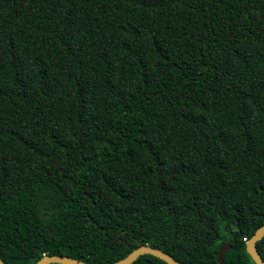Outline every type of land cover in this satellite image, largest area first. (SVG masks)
I'll list each match as a JSON object with an SVG mask.
<instances>
[{
	"label": "trees",
	"instance_id": "16d2710c",
	"mask_svg": "<svg viewBox=\"0 0 264 264\" xmlns=\"http://www.w3.org/2000/svg\"><path fill=\"white\" fill-rule=\"evenodd\" d=\"M263 223L264 0H0L3 262L256 264Z\"/></svg>",
	"mask_w": 264,
	"mask_h": 264
},
{
	"label": "water",
	"instance_id": "95a60500",
	"mask_svg": "<svg viewBox=\"0 0 264 264\" xmlns=\"http://www.w3.org/2000/svg\"><path fill=\"white\" fill-rule=\"evenodd\" d=\"M262 236H264V223L255 230L253 235L246 242V249L256 264H264V261L261 258L259 252L257 251L256 244H255L256 241L259 240ZM229 248H230V244H225L219 247L217 251V261L219 264H232V263H227L224 261V253ZM142 254H151L153 256L160 258L161 260H164L167 264H180L178 261L173 259L170 254L158 248H153L147 244H139L138 247L133 249L125 257L115 262L109 263V264H130L139 255H142ZM49 263L89 264L83 260L76 259V258L67 256V255H62V254L45 255L42 258H40L38 261L32 264H49ZM0 264H6V263L3 262L2 259L0 258Z\"/></svg>",
	"mask_w": 264,
	"mask_h": 264
}]
</instances>
